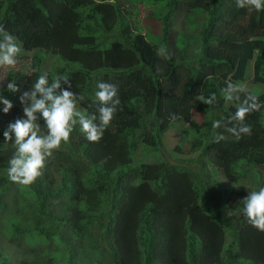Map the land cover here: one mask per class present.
I'll return each instance as SVG.
<instances>
[{
	"label": "trees",
	"instance_id": "trees-1",
	"mask_svg": "<svg viewBox=\"0 0 264 264\" xmlns=\"http://www.w3.org/2000/svg\"><path fill=\"white\" fill-rule=\"evenodd\" d=\"M147 8L155 25L143 32ZM0 25L38 43L35 62L46 53L60 59L47 86L68 76L72 86L61 80L57 94L84 95L78 105L86 115L99 116L98 82L119 86L122 109L98 142L77 126L42 177L17 184L7 176L18 147L10 126L27 118L32 100L24 93L42 73L34 68L35 79L28 78L32 62L6 74L18 90L0 89V207L15 187L19 209L34 206L36 214L32 221L21 211L5 219L8 234L76 236L69 257L86 244L99 249L100 258L84 253L71 264H264V231L248 222L240 202L249 192L223 186L204 161L227 181L255 171L264 185V108L246 117L252 133L238 140L223 127L235 125L228 121L238 102L222 93L228 81L245 79L250 61L254 82L264 86V11L240 9L236 0H0ZM161 47L165 54L158 55ZM247 89L264 102V90ZM212 93L214 107L196 99ZM3 100L12 104L7 113ZM214 120L222 121L215 133ZM170 128L180 132L172 161L130 167L140 144L146 151L163 146ZM215 135L224 139L216 143ZM92 224L97 236H89ZM6 258L0 247V264Z\"/></svg>",
	"mask_w": 264,
	"mask_h": 264
},
{
	"label": "clouds",
	"instance_id": "clouds-1",
	"mask_svg": "<svg viewBox=\"0 0 264 264\" xmlns=\"http://www.w3.org/2000/svg\"><path fill=\"white\" fill-rule=\"evenodd\" d=\"M236 4L238 8L246 9L249 12L264 11V0H236ZM21 52L20 42L7 32L3 25H0V68L15 67ZM157 54H165V49L161 47ZM61 80L69 87L72 86L69 77L64 75H58L52 80L51 86H47L48 74L42 73L36 79L34 90L24 93V97L32 100V105L24 109L26 119L17 120L10 126L11 130L15 132V143L18 146L15 155L8 161L7 176L12 182L30 185L42 177L47 161L54 157L55 151L60 150L62 142L66 144L70 141L77 126L90 142H98L102 139L116 113L122 110L119 107L121 105L119 86L116 84L98 82L95 98L101 106L98 109L99 116L97 117L96 115H86L77 107L78 101L85 99L84 95L77 96L76 93L67 89H63L57 94V90L61 89ZM7 89L12 92L18 90L14 80L7 84ZM222 93L226 102H238L234 116L228 121V124L235 121V125L228 127L227 124H223V127L238 140L243 135L250 136L252 128L245 123L246 117L264 108V102L255 94L249 93L247 87L242 83L228 81ZM38 94L40 98H37ZM242 94L243 99H241ZM0 99L3 98L0 97ZM196 99L213 107L219 103L215 93L208 97L199 94ZM3 103L6 105L4 112L7 113L12 104L8 100H3ZM38 112L42 114L46 122L47 135L40 134L41 127L36 123V113ZM221 127L222 121H212L213 133ZM4 137L6 140L11 139L9 132H5ZM223 139V135H215L216 143ZM204 161L206 166H214L206 156H204ZM214 168L219 170L216 166ZM240 202L243 204L242 211L248 222L258 230L264 231V187L259 188L258 191H250ZM2 207L3 204L0 208ZM12 215H7L5 219H10Z\"/></svg>",
	"mask_w": 264,
	"mask_h": 264
},
{
	"label": "rangeland",
	"instance_id": "rangeland-1",
	"mask_svg": "<svg viewBox=\"0 0 264 264\" xmlns=\"http://www.w3.org/2000/svg\"><path fill=\"white\" fill-rule=\"evenodd\" d=\"M141 9L140 7H138ZM147 14L149 16L145 18V12L142 13V21L144 26L143 32L149 30L148 28L154 26V18L155 16L151 13L152 10L147 8ZM182 15L179 17V21L181 24ZM17 39V38H16ZM18 42L22 45L21 55L18 57V63L15 67H7L0 68V89L3 91L7 89V84L9 81L6 79V74L9 71L19 70L22 67H29L31 63H35V66L29 67L28 78L31 80L35 79V69L38 68L40 73H47L50 70L60 63V59L51 54H45L43 60L40 63L35 62L34 54L38 51V43L34 41V39H17ZM25 40V41H24ZM252 61L248 64L247 73L245 79L240 82L244 84L249 89H262L264 90V86L258 83H255L252 77ZM139 82L143 84V80L139 79ZM31 107V106H30ZM77 107L84 112L78 104ZM37 121L41 127L40 134L46 135L47 131L43 128L46 127V122L41 113H36ZM180 132L174 128H170V130L164 136V144L155 149H151L146 151V146L140 144L138 146V150L133 153L134 163L131 164L130 167L138 165L140 163H153L162 160H170L172 161L173 156V146L180 143ZM176 154V153H174ZM92 169V168H91ZM206 170H210L211 173L216 177L223 186L225 187H233L236 190H245V191H258L259 188L264 187V185L258 184L259 175L255 171L247 174L246 177H242L239 183H233L227 181L221 175V172L218 169H215L214 166L207 165ZM1 172V171H0ZM58 174V173H57ZM15 187L8 189V191L4 194L3 207L0 208V247H1V255L2 257H7V264H71V260H75V262H82L84 258L82 254H86L89 260L100 258L99 249L85 245V247L79 252L78 256L69 257L67 244L71 240L73 243L77 244L79 239L76 236L73 237H65L61 239L57 235L52 236L50 238H46L41 234L36 233H24L21 236H12L6 232L3 227V223L5 217L10 214H15L17 211H21V213H25L23 218L27 221H32L34 216L36 215L34 210L35 207L25 205L24 208L19 209L17 202H15ZM31 202V200H30ZM93 226V227H92ZM89 228L90 234H95L97 236V231L94 228V225ZM85 240L88 243V238Z\"/></svg>",
	"mask_w": 264,
	"mask_h": 264
}]
</instances>
